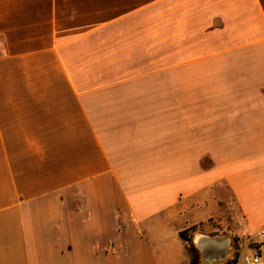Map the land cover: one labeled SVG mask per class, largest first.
Listing matches in <instances>:
<instances>
[{"label": "crops", "instance_id": "obj_1", "mask_svg": "<svg viewBox=\"0 0 264 264\" xmlns=\"http://www.w3.org/2000/svg\"><path fill=\"white\" fill-rule=\"evenodd\" d=\"M183 230L264 231V0H0V264H189Z\"/></svg>", "mask_w": 264, "mask_h": 264}, {"label": "built area", "instance_id": "obj_2", "mask_svg": "<svg viewBox=\"0 0 264 264\" xmlns=\"http://www.w3.org/2000/svg\"><path fill=\"white\" fill-rule=\"evenodd\" d=\"M240 261L242 264H264V231L258 233L250 251L241 254Z\"/></svg>", "mask_w": 264, "mask_h": 264}, {"label": "trees", "instance_id": "obj_3", "mask_svg": "<svg viewBox=\"0 0 264 264\" xmlns=\"http://www.w3.org/2000/svg\"><path fill=\"white\" fill-rule=\"evenodd\" d=\"M189 230H183L180 232V237L182 240H184L187 243V248H188V254L190 257L189 264H199V253L194 244L192 243V240L190 236L187 234ZM236 258L231 260L233 263Z\"/></svg>", "mask_w": 264, "mask_h": 264}, {"label": "rangeland", "instance_id": "obj_4", "mask_svg": "<svg viewBox=\"0 0 264 264\" xmlns=\"http://www.w3.org/2000/svg\"><path fill=\"white\" fill-rule=\"evenodd\" d=\"M210 235H211V237H215L217 239H227L229 237L230 233L227 232V231H223V232H218V233H215V234L211 233ZM232 245H233V248H234V253H233L232 260L234 258H236L234 262H238V261H240V252H239L240 247H239V242L236 239V237H232Z\"/></svg>", "mask_w": 264, "mask_h": 264}, {"label": "bare ground", "instance_id": "obj_5", "mask_svg": "<svg viewBox=\"0 0 264 264\" xmlns=\"http://www.w3.org/2000/svg\"><path fill=\"white\" fill-rule=\"evenodd\" d=\"M211 239V238H210ZM224 240V239H223ZM217 241H219V239H213V240H207L206 238H204L203 239V237H197L196 238V243H197V245H198V247H203L204 246V244H206V243H214V242H217ZM220 243V242H219ZM217 245V244H216Z\"/></svg>", "mask_w": 264, "mask_h": 264}]
</instances>
